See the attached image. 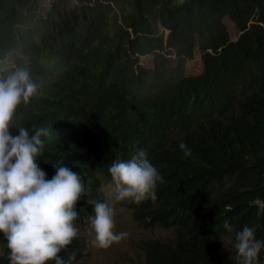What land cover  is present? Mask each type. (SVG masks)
I'll use <instances>...</instances> for the list:
<instances>
[{
  "label": "clouds",
  "instance_id": "clouds-1",
  "mask_svg": "<svg viewBox=\"0 0 264 264\" xmlns=\"http://www.w3.org/2000/svg\"><path fill=\"white\" fill-rule=\"evenodd\" d=\"M39 1L16 4V15L26 16L25 21L21 25L6 20L2 30L0 22L1 32L9 29L17 39L38 38L53 13L49 0L45 17L37 21ZM184 1L173 0L179 5ZM108 2H116L110 4L117 8L125 5L124 0ZM77 5L76 0H65L67 11ZM221 15L203 30L172 29L171 41L164 37L145 52L130 49L118 31L115 36L107 31L91 46L98 51L93 60L86 58L88 49L72 56H40L34 72L27 58L20 61L23 53L9 51L0 57V255L9 252L10 264H65L59 254L73 241L86 252L76 225L88 222L94 248L118 244L127 236L114 231L121 208L137 228L172 229L174 235L167 242L155 241L176 245L182 235L175 226L164 225L177 220L194 226L189 213L198 207L174 201L176 184L167 183L164 174L167 157L195 159L194 183L201 179L196 188L213 210L212 199L231 188L223 178L231 173L226 158L235 156L245 142L252 144L256 133L254 116L247 113L264 104V83L243 75L231 79L227 66L206 65L209 59H232V46L246 37L256 47L237 61L249 68L264 67L254 54L257 47L264 48V0L249 7L240 29L225 19L220 22ZM76 23L69 22L70 28ZM109 46L114 55L108 53ZM144 57L146 64L140 62ZM46 68L52 73L45 75ZM114 100L122 105L109 103ZM42 104L49 109L46 115L31 121L29 128L17 127L19 117ZM41 118L46 124L36 123ZM110 124L125 140L117 147L100 142L99 128ZM13 127L18 135L11 134ZM135 134L140 136L132 139ZM202 143L206 147L199 161L193 151ZM211 177L215 180L205 186ZM240 179L258 184L254 198L244 206L239 196L234 203L215 202L226 217L217 240L227 252L228 264H264L259 222L264 178ZM247 203L257 209L251 211ZM234 209L239 222L229 225L225 212ZM202 227L212 229L213 220ZM150 240L139 242L144 264Z\"/></svg>",
  "mask_w": 264,
  "mask_h": 264
},
{
  "label": "trees",
  "instance_id": "trees-1",
  "mask_svg": "<svg viewBox=\"0 0 264 264\" xmlns=\"http://www.w3.org/2000/svg\"><path fill=\"white\" fill-rule=\"evenodd\" d=\"M110 0H76L77 8L74 10H65V0H51L53 4V13L47 18L42 29L39 30L38 38L30 36L16 38L11 30H1L4 28L6 20L15 21L23 24L26 16L19 18L14 7L16 4L24 5L27 0H0V57L5 53L21 54L24 59L29 60V65L34 72H37L38 58L40 56L62 55L72 56L81 54L88 49L86 58L93 60L97 57L96 47H91L97 37H101L105 32L112 31L114 36L118 31L130 49L145 52L151 50L157 42H162V38L167 37V42L173 39L172 29H179L181 32L193 29L203 30L209 20L218 17L221 12V18L240 29L244 21L248 19V9L253 7L259 0H221V2H212L209 4L205 0H186L182 5L175 4L173 0H124L125 5L117 8L111 6ZM230 1L233 2L230 3ZM69 22H77L70 28ZM169 33H168V32ZM33 34L31 30L27 31ZM91 47V48H90ZM256 44L249 38L244 37V41L237 43L231 48L232 59L216 58L209 59L207 66L221 64L227 66L230 72V78L243 75L251 76L264 83V67L249 68L237 58L243 53L254 49ZM108 53L114 55L113 48L109 46ZM256 55L264 62V48L257 47ZM52 69L46 68L45 75L51 74ZM36 98L33 99L31 104ZM116 106H121L120 100L109 102ZM182 101H179V104ZM261 109L247 114L253 115L251 124L254 125L256 133L251 141L244 143L241 150H238L235 156L226 158L225 165L231 173L223 176L224 180L229 181L231 188H225L220 193V198H213V210L208 209L204 203L203 193L200 188V180H195L198 166L195 159L183 160L179 156L167 157L166 168L164 171L167 183L176 184V193L174 201L179 203H188L197 205L198 208L190 211L189 215L196 221L194 226L184 221L173 220L168 222L165 227H176L177 234H181V239L177 240L176 245L167 246L159 241L150 240L146 242L148 253L147 264H228L227 252L217 240L218 235L224 232L225 214L220 212L219 207L215 206L218 200H228L237 202L238 196L240 204L250 202L255 195L256 182L241 180L240 178H264V104L258 103ZM49 109L45 104L29 108L17 122V127L23 126L29 128L28 124L47 114ZM35 123V122H34ZM33 123V124H34ZM36 123L46 124L44 118L38 119ZM101 132L100 142L110 147H117L125 140L112 124L99 128ZM13 136L18 135L16 128H11ZM103 135V136H102ZM140 135L135 134L132 139H137ZM205 143L199 144L193 151L195 157L201 161V153L205 149ZM201 167V166H200ZM215 180V177L205 180V186ZM197 187V188H196ZM238 194V195H237ZM263 204L264 197L262 196ZM247 205H249L247 203ZM250 206V205H249ZM256 207L250 206L251 211ZM257 209V208H256ZM238 210L234 209L225 212L229 216L227 221L229 225H237L239 216L235 214ZM263 217L259 219L264 239V206L261 209ZM206 216L208 218H206ZM213 220L214 227L208 229L202 227ZM212 237L213 240H208ZM6 251L0 255V264H10ZM69 264V258L75 256L70 264H82L87 257L83 246L79 241H73L66 249L59 254ZM260 259L258 258V261ZM257 261V262H258ZM48 264H55L54 261Z\"/></svg>",
  "mask_w": 264,
  "mask_h": 264
},
{
  "label": "rangeland",
  "instance_id": "rangeland-1",
  "mask_svg": "<svg viewBox=\"0 0 264 264\" xmlns=\"http://www.w3.org/2000/svg\"><path fill=\"white\" fill-rule=\"evenodd\" d=\"M181 2L182 0H174ZM74 2L70 1V7ZM49 6V0H40L36 10V20L45 17ZM140 62L146 64L148 57L140 59ZM105 190V189H104ZM114 199V193H112ZM115 200V199H114ZM79 229L78 234L84 238L87 257L82 261V264H144V253L140 249L139 242L146 240H160L167 242L174 235L172 229H162L155 227L148 230H143L135 227L129 219V213L121 208L118 211V221L114 231L125 232L127 236L118 244H113L108 249L94 248L91 244L94 238V233L91 231L89 222L81 225H76ZM223 245H226L223 243Z\"/></svg>",
  "mask_w": 264,
  "mask_h": 264
}]
</instances>
